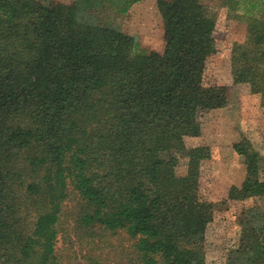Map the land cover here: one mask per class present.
Masks as SVG:
<instances>
[{"label": "trees", "instance_id": "obj_1", "mask_svg": "<svg viewBox=\"0 0 264 264\" xmlns=\"http://www.w3.org/2000/svg\"><path fill=\"white\" fill-rule=\"evenodd\" d=\"M138 1L0 0V264H73L72 235L93 249L96 238L120 233L126 252L85 255L87 263L205 264L217 204L202 198L199 178L210 149L184 139L229 102L224 85L204 81L218 11L202 0H157L163 45L146 52L105 12ZM223 5L246 23L244 41L230 48L233 84L264 95V0ZM232 148L245 177L226 199L252 202L225 264H264L258 154L246 141Z\"/></svg>", "mask_w": 264, "mask_h": 264}, {"label": "rangeland", "instance_id": "obj_2", "mask_svg": "<svg viewBox=\"0 0 264 264\" xmlns=\"http://www.w3.org/2000/svg\"><path fill=\"white\" fill-rule=\"evenodd\" d=\"M55 1L69 4L73 0ZM156 1L140 0L120 15H114L111 6L105 12L123 32L136 35L141 50L159 51L163 45V26ZM202 1L218 11V49L207 59L204 81L224 85L229 102L202 115L200 135L186 137L184 142L187 146L207 145L210 149L209 158L200 165L199 193L203 199L216 203L217 207L205 231L204 260L205 264H225L228 249L238 241L240 210L252 202L251 199L242 202L226 199L229 187L240 185L245 177L244 158L233 150L232 144L248 142L249 149L258 154L261 176L264 177V95L253 93L247 84H233L232 81L230 48L233 42H243L246 37V23L238 17L242 11L223 5L224 0ZM179 161L176 170L183 174L186 170L185 160ZM67 201L69 212L74 214L78 203L73 193ZM258 203L264 206V200H258ZM99 239H95L97 246L90 249L91 246L79 243L72 235L73 264H88L85 255L115 257V252H126L130 246L124 233L118 236L107 234ZM62 241L59 235L56 240L58 249L64 247Z\"/></svg>", "mask_w": 264, "mask_h": 264}]
</instances>
